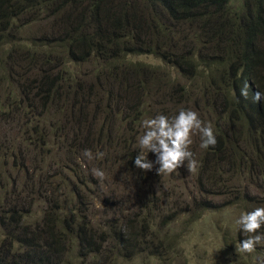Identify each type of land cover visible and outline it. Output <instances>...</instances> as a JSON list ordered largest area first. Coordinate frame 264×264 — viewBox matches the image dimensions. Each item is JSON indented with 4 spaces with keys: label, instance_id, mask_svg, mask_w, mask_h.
<instances>
[{
    "label": "trees",
    "instance_id": "trees-1",
    "mask_svg": "<svg viewBox=\"0 0 264 264\" xmlns=\"http://www.w3.org/2000/svg\"><path fill=\"white\" fill-rule=\"evenodd\" d=\"M23 17L51 19L39 33L28 35L27 44L16 37L24 30L18 24ZM162 20L171 24L166 34L199 29L191 46H168L181 53L186 75L198 81L212 70L210 89L220 88L209 106L220 119L217 144L201 148L195 175L209 185L184 198L172 190L156 194L157 187L167 184L164 174L148 171H155L152 182L142 185L141 169L134 164L137 154L131 153L133 165L128 173L119 166L118 174L126 194L119 197L118 186L111 187V198H106L115 208L106 206L97 215L73 199L71 207L69 198L61 197V187L80 195L94 175L76 172L74 187L62 177L60 184L59 146L98 147L110 170L116 163L110 157L114 143H137L133 136L137 131L141 135L144 86L132 87L123 65L127 54L143 52L141 40L151 34L146 22L160 32ZM207 39L214 54L205 51ZM147 40L150 47L165 45L158 38ZM5 56L16 61L15 69H8ZM91 60L99 65L87 67ZM96 71L99 75L91 76ZM100 74L130 84L124 87L122 80L119 85L126 91L111 89L106 96L108 110L115 96L128 99V106L122 103L120 122L129 129L123 139L96 126L97 111L87 122L86 107L98 97L94 85ZM103 98L98 99L99 113ZM62 137L68 140L65 146ZM222 175L234 184L218 193L234 195L240 215L264 206V198L257 197L264 193V0H0V264H130L139 256L147 258L144 264H154L150 257L160 264H179L184 237L171 224L185 212L191 222L210 209L208 193L226 180ZM246 235L239 228L235 237L224 236L232 264H255V257L264 254V245L255 253L237 254L236 244Z\"/></svg>",
    "mask_w": 264,
    "mask_h": 264
},
{
    "label": "rangeland",
    "instance_id": "rangeland-1",
    "mask_svg": "<svg viewBox=\"0 0 264 264\" xmlns=\"http://www.w3.org/2000/svg\"><path fill=\"white\" fill-rule=\"evenodd\" d=\"M50 19L42 20L37 18H21L18 21V24L22 26L25 25L23 27L24 30L17 33L16 37L26 39L27 44L30 43L28 35L30 33H39L43 27L45 28V25L50 23ZM145 25H148L149 29L152 30L147 29L148 31H151L150 37H145L141 40V44L144 46L143 52L140 54H127L124 61L125 64L123 65V69L126 70L124 79H127L134 88L137 84L144 86L145 93L142 96V105L139 107V109L145 113L143 120L155 117L157 114L164 113L167 114V116L171 114V112L178 114L179 110L182 108L192 109L199 114L203 121L212 125L214 132L218 131V121L220 120L219 115H217L215 111L213 112L212 110H209V106L215 103L219 96L218 94L220 93V88L217 92L211 91L210 89V82L208 81L213 78V71L210 70L204 75L207 80H205L204 77H201L198 81H196L195 78L189 77L184 73L183 66L179 62V60L181 61V57L179 56L181 53L168 46L169 43H184L191 46V41L194 39L195 34L197 36L199 35V29L197 27H193V30H176L172 34H166L165 29L168 26H171L170 22L166 20L161 21L160 32L156 29V27L153 28L148 21ZM187 28H190V26H187ZM146 38L154 41H157V38L160 41L164 40L163 42L165 45L158 49L155 44L152 43V46L150 47V42ZM16 43H18V41ZM205 43V51L208 54H214L215 51L211 47L212 43L208 41V39L205 40ZM10 47L11 46H7V50L10 49ZM5 58V62L9 70L17 67L16 61H13L11 57L5 56ZM87 65V67L95 68V66H98L99 63L97 60H91ZM101 66H103L102 63ZM104 68L105 66H103L99 71H103ZM123 69L121 68V70ZM90 74L91 76L93 75L94 77L95 75L96 77V75H99V72L96 71ZM122 80L123 79L120 76H118V81H114L113 78H108L107 76L103 77L100 74V77L96 79V84L94 85V91L98 93V97L94 96L86 107L88 123L92 118H94L93 115L97 111L96 126L103 127L104 129L102 131L104 134L111 131L112 137H120L121 139H123V133H126V135L129 134L128 126L120 122L123 119L122 103L125 106H128V99L125 97L120 98L118 95L115 96L112 100V108L109 106L108 110L106 96L111 89H114L116 92L118 89L126 91L124 87L129 83L123 80L124 87H120L119 83ZM89 81H91L90 77ZM121 86H123V84H121ZM99 98H103L101 113L97 110ZM129 103H131L130 100ZM118 107H120V110H117ZM164 110L165 112H163ZM115 115H119L120 119L118 116L117 119L110 121V118H114ZM104 117H106L105 121L103 120ZM140 130L142 134L144 131L142 123ZM138 136H140V131L135 132L133 136L136 142ZM104 139H106L105 136L102 140ZM192 139L193 143L190 146V150L194 153V158L198 161L202 153H204L200 152L201 141L199 134L193 133ZM112 140L113 138H111L110 141ZM59 142L64 146L68 144V140L64 137L59 138ZM61 147L62 146H59V155L63 157V160L61 162L62 172L60 173L61 175H59L60 184L63 185L62 180H60L62 177L71 183L72 187H74L76 179L75 173L78 172L79 175L82 174L88 177L92 174V169L96 168L98 161H101L98 168L105 173V177L102 180L94 176L93 183L87 184V188H81L82 192L77 196L73 191L74 188L70 189L67 186L66 188L62 186L61 197L69 198L67 200V204L71 206V199H73V201L77 204L80 203L81 206L87 210L93 209L97 215H99L100 212L106 208V206L107 209L115 208V206L110 207L111 201L106 200V198H111V187L116 188L118 186L119 192L117 195L119 197L126 194L124 182L122 178H118V174L121 173L119 166H122L121 169L128 173L127 170L131 168L130 165H133L129 161L132 155L131 153L138 155L139 152L137 143H129L128 145L123 146L122 144L119 145L115 142L111 148L110 157H114L116 163L110 170H107V167L102 164L105 155L103 159L94 158L90 161L81 155L85 149H90L95 157V154L99 149L98 147L87 146L83 143L77 144L69 150L61 149ZM113 152L114 155L112 154ZM148 158L154 162L156 160V155L154 153H149ZM81 161H83V163ZM158 167L159 165H156L153 170H156ZM154 172L155 171L148 174V171L145 172L141 170L140 175L143 178L141 179V184L144 186L145 183L146 185H150ZM198 173V166L195 172H188L185 164V166H182L176 172L164 174L163 178L167 181V184L164 185L163 188L157 187L156 194H162L163 192H169L172 190L177 192L178 197L184 198L187 195H192V191L204 190L205 187H208L209 183L205 178H203L202 183L198 182L197 177L195 176ZM224 179L226 180L221 181L218 187H215L217 186L215 185V188H211V191L214 192L208 193V198L212 201L211 208L204 210V214L197 217L196 221L194 220L188 222V218L192 216L190 213L185 212L171 224V226L175 228L177 232H181L184 237L182 240L184 254L182 253V255L178 257L180 258L179 264H232V261L230 260V250H228V247L224 245V236L225 234L233 237L236 236L239 226L236 225L235 221L239 218L242 208L237 207L235 204L236 198H234V195L218 193L222 190L229 191V189L232 188L231 185L234 184V181L227 180V176H225ZM225 181H227V184L224 183ZM220 188L222 190H220ZM260 191H262V188H260ZM263 195L264 193L260 192V194L257 195L258 199L264 198ZM77 206L78 205H75V207ZM145 259H147L145 256H139L138 259H135L130 264H144ZM150 260L151 262L153 261L154 264H160L158 258L150 257ZM175 264H178V261H175Z\"/></svg>",
    "mask_w": 264,
    "mask_h": 264
},
{
    "label": "clouds",
    "instance_id": "clouds-1",
    "mask_svg": "<svg viewBox=\"0 0 264 264\" xmlns=\"http://www.w3.org/2000/svg\"><path fill=\"white\" fill-rule=\"evenodd\" d=\"M260 98L261 93H257L256 99ZM142 128L143 133L137 137L139 152L135 157V166L147 172L159 165L156 168L158 175L176 172L185 164L188 172L196 171L198 161L190 150L193 133L199 134L200 147L203 149L217 144L212 125L203 121L192 109L182 108L172 117L157 114L155 117L144 119ZM149 153L156 155L154 162L149 160ZM81 155L90 161L94 158L103 159L105 153L98 151L94 157L90 149H85ZM92 174L101 180L105 177V173L97 168L92 169ZM235 223L247 234L242 242L236 244L237 254H252L256 252L258 245H264V233L260 232L264 226V206L241 213ZM255 264H264V254L255 257Z\"/></svg>",
    "mask_w": 264,
    "mask_h": 264
}]
</instances>
